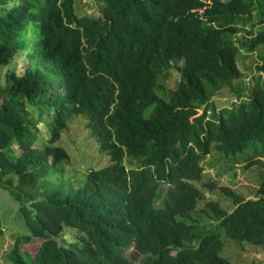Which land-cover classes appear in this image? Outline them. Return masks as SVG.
<instances>
[{"label":"trees","instance_id":"obj_1","mask_svg":"<svg viewBox=\"0 0 264 264\" xmlns=\"http://www.w3.org/2000/svg\"><path fill=\"white\" fill-rule=\"evenodd\" d=\"M95 1L98 18L74 0H0V187L30 233L10 260L231 264L222 233L264 249V180L254 199L223 189L232 210L197 185L214 149L230 157L264 143V0ZM242 52L260 57L249 87ZM173 68L165 101L156 90ZM224 90L239 101L217 112ZM79 116L110 164L76 174L55 145ZM251 153L250 166L263 165L264 152ZM33 240L34 256L20 252Z\"/></svg>","mask_w":264,"mask_h":264},{"label":"rangeland","instance_id":"obj_2","mask_svg":"<svg viewBox=\"0 0 264 264\" xmlns=\"http://www.w3.org/2000/svg\"><path fill=\"white\" fill-rule=\"evenodd\" d=\"M75 12L81 16H91L98 18L101 16L102 5L95 0H74ZM210 4V0H206ZM203 11V10H202ZM201 11V12H202ZM260 62V57L257 53L242 52L238 57V65L244 72L243 83L245 86H252L253 77L256 76V64ZM14 68V67H13ZM16 72H22L20 65H17ZM180 75L173 68L169 72L163 73L158 82L156 92L165 101H170V92L175 89ZM0 83H4V79ZM163 90V91H162ZM225 91L221 95L220 100L215 101L218 109L230 107L237 100L234 95ZM153 107L147 110L146 117L152 113ZM87 117H76L75 122H69L68 128L63 131L60 141L55 147H61L69 154L72 161V166L69 167L77 174V171H89L91 168L104 167L110 164L109 157L101 151L100 142L102 138H97L92 135V124ZM40 130L46 135V129L43 123L39 124ZM48 139V138H46ZM258 142V141H256ZM253 142L242 154L226 157L214 149L212 153L206 157L202 166L204 168V176L202 181L197 184L199 187H204L205 196L209 200H215L227 210L234 208V202L223 189L227 192H233L238 196H243L245 199H254L256 190L264 180V163L250 166V163L255 158H249L254 151L264 152V143ZM215 148V147H214ZM255 156V155H254ZM208 185V187H207ZM214 187H213V186ZM161 187H163L161 185ZM166 188V186H165ZM203 205L199 204V208ZM0 224L3 233L0 234V264H14L10 260V254L19 242V238L29 236V231L23 224L22 217L19 213V206L10 196L9 192L0 187ZM74 236V231L67 233L66 240H70ZM224 242V250L221 256L227 259L231 264H264V249L246 245L244 249L235 242L229 240L222 233ZM35 243L31 246L20 245V252L24 251L31 256H34L40 243L33 240ZM133 254V250L127 253V256Z\"/></svg>","mask_w":264,"mask_h":264},{"label":"clouds","instance_id":"obj_3","mask_svg":"<svg viewBox=\"0 0 264 264\" xmlns=\"http://www.w3.org/2000/svg\"><path fill=\"white\" fill-rule=\"evenodd\" d=\"M81 16V15H80ZM174 90V89H173ZM173 90H171V91H173ZM225 91H228V90H224L222 93H218V94H216L215 95V97H213V99H212V101H213V103L215 104V101L218 99V100H220L221 98V95H223V93L225 92ZM170 95V94H169ZM230 97H232V95L230 96ZM236 103H238V99L237 100H234ZM236 103H234V104H236ZM234 104H232L230 107H225V108H231ZM216 106V105H215ZM222 109H224V108H222ZM222 109H218L217 108V112H219L220 110H222ZM206 114H207V120L210 118V116H211V114H212V110L211 109H209V110H207V112H206ZM161 185L163 186V187H161ZM160 187L161 188H164V190L166 189L165 188V185L164 184H160ZM19 240H20V238H19ZM21 244V243H20ZM23 246V245H22Z\"/></svg>","mask_w":264,"mask_h":264}]
</instances>
